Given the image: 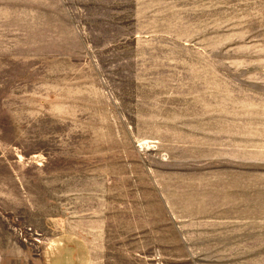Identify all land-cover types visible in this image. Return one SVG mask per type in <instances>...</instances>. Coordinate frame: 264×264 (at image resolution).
Returning a JSON list of instances; mask_svg holds the SVG:
<instances>
[{
  "label": "rangeland",
  "instance_id": "obj_1",
  "mask_svg": "<svg viewBox=\"0 0 264 264\" xmlns=\"http://www.w3.org/2000/svg\"><path fill=\"white\" fill-rule=\"evenodd\" d=\"M0 264H264V0H0Z\"/></svg>",
  "mask_w": 264,
  "mask_h": 264
}]
</instances>
